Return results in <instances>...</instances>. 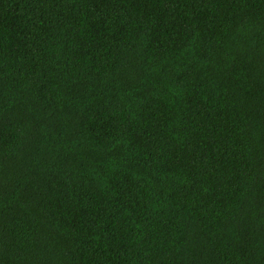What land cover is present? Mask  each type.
<instances>
[{
    "label": "trees",
    "instance_id": "1",
    "mask_svg": "<svg viewBox=\"0 0 264 264\" xmlns=\"http://www.w3.org/2000/svg\"><path fill=\"white\" fill-rule=\"evenodd\" d=\"M0 264H264V0H0Z\"/></svg>",
    "mask_w": 264,
    "mask_h": 264
}]
</instances>
